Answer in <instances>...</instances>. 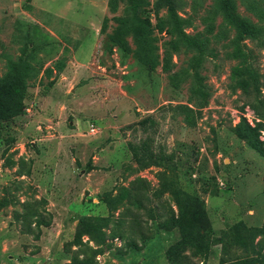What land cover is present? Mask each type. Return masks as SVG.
Returning a JSON list of instances; mask_svg holds the SVG:
<instances>
[{
    "label": "rangeland",
    "instance_id": "1",
    "mask_svg": "<svg viewBox=\"0 0 264 264\" xmlns=\"http://www.w3.org/2000/svg\"><path fill=\"white\" fill-rule=\"evenodd\" d=\"M39 1L0 0V86L8 60L22 57L27 42L40 48L28 58L35 71L25 80L17 115L0 120V264H168L165 251L178 240L170 217L178 218V210L163 190L164 169L133 160L129 144L143 141L173 156L175 187L195 195L208 218L211 253L205 259L187 250L188 264L242 257L231 247L225 256L218 241L228 240L234 226L264 224V153L257 149L264 150V124L250 139L235 133L260 120L248 107L253 98L231 89L234 32L217 37L221 17L208 30L215 0L197 8L182 0L179 9L186 34L204 40L212 53L198 71L204 99L192 93L190 79L171 85L194 53L170 51L172 38L159 27L166 11L154 10L156 0L147 6L158 57L151 72L136 62L130 38L127 53L108 43L125 0H117L116 12L98 4L92 10L84 0ZM233 1L240 16L264 28L242 0ZM257 2L264 11V0ZM245 44L264 97V46ZM60 60L61 72L54 67ZM101 218L107 247L81 234L84 224Z\"/></svg>",
    "mask_w": 264,
    "mask_h": 264
},
{
    "label": "trees",
    "instance_id": "2",
    "mask_svg": "<svg viewBox=\"0 0 264 264\" xmlns=\"http://www.w3.org/2000/svg\"><path fill=\"white\" fill-rule=\"evenodd\" d=\"M201 1L192 0L193 8L201 6ZM242 1L247 11L253 14L259 23L264 22V11L259 7L257 0ZM148 5V0H125L123 14L116 19L117 25L108 36V43L127 53L130 50L127 39L130 38L135 47L133 57L136 62L140 67L151 72L158 66V57L151 36ZM181 5L182 0H156L154 4L156 12L161 9L166 11V18L159 22V27L160 31H166L172 38L169 42L170 51L177 52L180 48H184L194 53L188 68L180 74L170 77L171 85L173 88H177L181 82L190 79L192 93L204 99L208 95L203 90L202 79L198 71L201 63L212 53L204 40L186 34L185 26L188 22L179 15ZM107 8L111 12H116L117 0H108ZM217 17H221L222 20L221 29L217 33L218 38H226L230 30L234 32V37L230 40L232 49L230 55L237 63L231 68L229 76L232 82L231 89L232 91L238 89L244 96L253 98L248 107L260 120L256 122L255 128L246 125L247 131H242L239 126L235 128V133L239 137L250 139L254 131L263 129L264 97L260 93V75L253 66L255 56L245 41H255L259 46H264V28L240 16L233 0H215L210 17L206 19L209 31L214 29L213 22ZM102 28L103 26L100 31ZM29 43L31 42H27L24 46L22 57L16 61L8 60V78L0 86V120L2 121H7L17 115L20 101L27 95L25 80L31 77L35 71L28 58L35 50L40 49L33 45L28 47ZM169 63L170 56L167 55L163 64L166 71L170 69ZM54 67L61 72L65 64L60 60ZM49 87H44L45 92L42 95H45ZM129 149L133 160L138 165L162 167L167 175L164 177L162 187L173 197L178 210V218L174 217L173 212L170 217L172 222L178 226V240L165 251L168 264H188L189 258L184 256V252L187 250L191 251L192 255H200L205 259L209 257L211 245L205 234V231L209 230L208 218L195 195L175 187V184L178 183V176L173 164V156L153 152L147 141L138 145L129 144ZM257 149L264 153L261 147ZM107 205L109 211L114 209L111 204ZM95 221L96 224H84L81 234L89 237V240L93 241L96 246L102 247L104 245L107 247L105 233L102 232L99 225L104 221V218ZM242 228L244 227L241 225L234 226L230 229V237H227V242L224 235L218 243L222 245L225 256H229L230 247L241 249L243 256L232 259L220 258L218 264H264V224L260 228ZM81 245H85L86 251L94 253L87 244L81 242ZM74 262L75 264H88V260H75Z\"/></svg>",
    "mask_w": 264,
    "mask_h": 264
},
{
    "label": "crops",
    "instance_id": "3",
    "mask_svg": "<svg viewBox=\"0 0 264 264\" xmlns=\"http://www.w3.org/2000/svg\"><path fill=\"white\" fill-rule=\"evenodd\" d=\"M107 1L108 0H84V2H82L83 3V5H87L90 9H92V10H95L96 9V5L98 4V6H102L103 7V5L104 6H107ZM40 3H42L43 2V0H40L39 1ZM34 3H35V5H37L36 4V1H34ZM41 8V7H40ZM56 14V13H55ZM56 15H58V14H56ZM58 16H60V15H58ZM60 17H63V18H66V19H68L67 17H64V16H60ZM75 58V57H74ZM76 59H77V57H76ZM79 64V63H78Z\"/></svg>",
    "mask_w": 264,
    "mask_h": 264
},
{
    "label": "built area",
    "instance_id": "4",
    "mask_svg": "<svg viewBox=\"0 0 264 264\" xmlns=\"http://www.w3.org/2000/svg\"><path fill=\"white\" fill-rule=\"evenodd\" d=\"M92 131H94V130L92 129Z\"/></svg>",
    "mask_w": 264,
    "mask_h": 264
}]
</instances>
